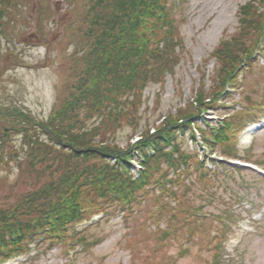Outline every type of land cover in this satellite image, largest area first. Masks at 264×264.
I'll list each match as a JSON object with an SVG mask.
<instances>
[{
	"label": "rangeland",
	"instance_id": "obj_1",
	"mask_svg": "<svg viewBox=\"0 0 264 264\" xmlns=\"http://www.w3.org/2000/svg\"><path fill=\"white\" fill-rule=\"evenodd\" d=\"M252 1L180 0L179 4L175 1L178 42L172 72L158 76L161 82H149L137 94V106L132 114L135 120L131 121V115L125 111L122 119L110 123V132L105 138L125 148L148 129L154 131L167 114L179 117L181 112L191 113L189 109L194 104L196 90L203 89L210 96L217 93L225 78L223 66H227L233 54L237 57L236 63L248 58L249 53L244 55V52H251L248 47L263 28V24L255 23L257 29H251V35L245 33L248 32L243 28L246 16L251 12L263 15L264 7L258 8V0ZM16 2L15 7L5 3L0 7L5 9L0 15V209L21 204L28 194L63 172L67 161L60 157L59 164L54 157L59 153L58 147L43 144L45 151L37 150L36 157L33 156L35 145L32 147L28 138L48 143V133L42 124L49 123L64 101L76 92L88 70L86 63L92 52L88 34L92 16L87 12L91 0ZM248 4L252 5L245 10ZM257 58L259 60L251 62L252 67L240 75L243 81L223 96L227 105L215 103L213 107L220 110H211L202 116L219 120L218 116L240 107L246 94L253 103L264 102V59L259 55ZM88 78L89 74L85 79ZM81 114L85 123L98 125V118ZM255 119L260 122L251 137V146L247 145L249 134L245 136V131L240 130L236 147L239 156L252 157L251 161L264 169V113ZM61 124L58 120L54 127L59 128ZM88 128L93 129L92 125ZM180 140L177 144H181L182 149L195 148L189 133ZM212 155L221 157L217 151ZM76 163L72 161L73 165ZM181 168L182 173H187L186 167ZM189 172L194 179L193 188L202 189L195 167L191 166ZM211 180L213 195L200 199L205 204L207 218L198 223L195 233L188 235L189 226H185L177 239L169 236L167 243L153 232L157 223H150L153 215L149 211L154 202L169 201L166 214L176 219L174 215L181 213L178 210L181 203L193 201L192 195L180 196L187 183L184 176H179L173 181L178 191L176 195L150 192L135 205L131 214L129 210L108 209V214L97 215L92 221L79 225L77 228L86 234L87 247L82 249L77 245L67 255L63 246H58L37 258L29 257L30 254L7 264H18L26 258L23 264H212L216 252L228 264H264V180L252 173L226 172L222 168L215 170ZM227 183L232 184L234 190H228ZM242 186L246 188L242 190ZM194 199L198 200L195 196ZM229 209L234 211L237 223L217 251L215 241L222 240L217 215ZM159 246L165 247L160 250Z\"/></svg>",
	"mask_w": 264,
	"mask_h": 264
},
{
	"label": "trees",
	"instance_id": "obj_2",
	"mask_svg": "<svg viewBox=\"0 0 264 264\" xmlns=\"http://www.w3.org/2000/svg\"><path fill=\"white\" fill-rule=\"evenodd\" d=\"M16 1L0 0V7L3 3L15 7ZM258 1L264 5V0ZM251 5H246L245 10ZM167 8L168 0H91L87 12L92 16L88 32L92 52H89L91 59L86 63L88 70L85 73V77L89 74V78L84 77L76 92L64 101L49 123L42 124L48 133V143L28 138L32 147L35 145L33 156L37 157V150L45 151L43 144L58 147L59 153L54 157L59 164L62 161L60 157L66 159L67 165L57 179L28 194L21 204L0 209V257L5 250L22 251L31 232L33 235L40 231L50 234L49 231H57V226L61 229L62 222L74 220L76 207L87 196L119 202L128 208L138 204L145 193L154 190L150 188L156 184L162 165L169 171L183 166L182 160L187 155L177 144L184 136L180 134L191 125L197 105L211 100L215 92L210 96L203 89L196 90L194 104L189 109L191 113L181 112L179 117L167 114L154 131L148 129L139 140L128 142L125 148L105 138L110 132V123L122 119L125 111L134 121L132 114L137 106V94L149 82H161L158 76H165L173 70L171 65L176 61L178 36L175 30L169 35L174 27ZM4 11L0 8V15ZM263 18L262 12L259 15L251 12L246 16L243 28L248 32L245 33L251 35V29H257L255 23L261 25ZM155 37L157 43H154ZM236 60L233 54L227 66L222 68L225 73ZM81 112L98 118V125L85 123ZM58 120L62 121L59 128L54 127ZM91 125L93 129L88 128ZM63 128L67 130L63 132ZM205 132L202 130L204 138L212 142L228 140L224 131L215 133L216 137ZM97 134L99 137L103 135V138L100 139ZM169 145L173 150H166ZM134 150H138L145 159L139 177L134 176L127 161L128 155H134ZM49 158L54 163L53 158ZM73 160L77 161L74 165ZM85 162L86 165H83ZM56 215L58 218L54 220ZM44 219H49L46 224L51 225L50 230L44 227Z\"/></svg>",
	"mask_w": 264,
	"mask_h": 264
}]
</instances>
